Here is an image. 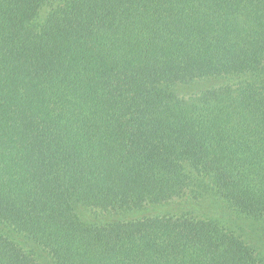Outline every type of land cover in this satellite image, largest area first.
Listing matches in <instances>:
<instances>
[{"label":"trees","instance_id":"1","mask_svg":"<svg viewBox=\"0 0 264 264\" xmlns=\"http://www.w3.org/2000/svg\"><path fill=\"white\" fill-rule=\"evenodd\" d=\"M17 238L264 264V0H0V264H44Z\"/></svg>","mask_w":264,"mask_h":264},{"label":"rangeland","instance_id":"2","mask_svg":"<svg viewBox=\"0 0 264 264\" xmlns=\"http://www.w3.org/2000/svg\"><path fill=\"white\" fill-rule=\"evenodd\" d=\"M210 84L207 83H199L193 86H190L186 91L191 94V93H198L200 92L202 89H205L206 87H208ZM177 212V210H175V207H168V206H164V207H152L146 210H143L141 213H137L136 216H150V215H156V214H166V213H174ZM17 243L27 252L36 254L34 252V250H38L40 251V247L37 246L34 242L30 241V240H26V239H16ZM41 252V251H40ZM44 254H36V259L38 262H44V264L49 263L50 264V259L49 257L46 255V257L42 256Z\"/></svg>","mask_w":264,"mask_h":264}]
</instances>
